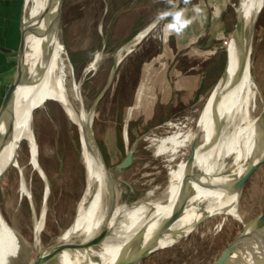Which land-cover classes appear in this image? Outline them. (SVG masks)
<instances>
[{
    "label": "rangeland",
    "instance_id": "obj_1",
    "mask_svg": "<svg viewBox=\"0 0 264 264\" xmlns=\"http://www.w3.org/2000/svg\"><path fill=\"white\" fill-rule=\"evenodd\" d=\"M107 1L64 0L59 36L66 47L73 77L80 83L87 111L108 84L114 57L122 51L117 71L95 109L94 135L118 190V203L131 206L158 198L168 184L169 172L185 157L183 151L174 158L160 153L152 138L169 135L193 120L222 76L228 60L227 45L236 28L238 0H189L196 1L190 6L193 18L198 16L194 12L196 5L204 8L200 25L195 20L194 29L184 36L177 35L169 17H159L137 43H133L136 37H130L132 29L126 18L115 26L110 20L112 13L104 18ZM24 3L25 0H19L14 6L19 24L24 17ZM6 19L3 10L0 20L7 22ZM40 39L44 38L39 36L35 40ZM104 39L109 40L108 50L102 49ZM128 40L130 43L123 45ZM97 55L99 59L92 65ZM250 59L253 76L260 81L264 76V7L252 26ZM68 78L71 90L70 74ZM35 81L33 75L30 87L36 86ZM53 100L32 108L37 155L50 189L45 187L41 170L30 164L29 145L24 136L19 141V159L26 166L34 205L30 198L19 193L18 169L9 166L1 173L5 175L0 182V207L18 233V240L0 220V264H32L38 254L56 245L65 231L69 237L75 225L86 187L82 144L65 108ZM263 109L261 88L257 90L252 116H259ZM231 133L232 129L227 130L224 139ZM132 149L133 164L121 170L119 165ZM44 194L48 199L45 227L37 242L34 230L44 206ZM237 208L239 218L226 214L208 217L188 235L138 264H212L264 212V161L243 184ZM81 240L82 237H76L72 244Z\"/></svg>",
    "mask_w": 264,
    "mask_h": 264
},
{
    "label": "bare ground",
    "instance_id": "obj_2",
    "mask_svg": "<svg viewBox=\"0 0 264 264\" xmlns=\"http://www.w3.org/2000/svg\"><path fill=\"white\" fill-rule=\"evenodd\" d=\"M63 3L64 0H25L20 43L25 46L24 76L14 95V114L5 146L0 152V182L5 175L1 174L4 169L9 166L18 169L19 193L30 198L31 205H34L26 166L19 159V141L24 136L29 145L30 164L33 169L37 166L41 170V173L37 171L45 187L50 189L49 179L37 155L32 108L42 107L48 99L58 100L80 136L86 187L69 237L65 231L56 245L75 243L76 237H82L79 243H88L102 228H107L108 233L98 244L90 247L65 248L45 264H116L127 255L134 256L144 249H150L152 253L171 246L188 235L206 216L226 214L239 218L237 207L241 190L235 187L251 165L264 160V125L258 121V116H252L257 90L264 89V76L256 81L250 59L252 26L264 7V0L240 1L237 10L243 23L242 43L238 47L234 34L230 38L226 68L197 116L169 135L152 138L160 153L174 158L183 151L185 157L169 172L168 184L158 198L142 200L131 206L118 203L117 188L114 202L110 201L107 180L111 174L95 139V111L92 108L87 111L84 107L80 83L73 77L66 47L59 36ZM156 22L148 29L144 28L145 31L133 43L140 41ZM39 36L44 39L36 41ZM116 57L119 61L122 51ZM98 59L99 55L92 65ZM69 74L72 77L71 90ZM33 75L36 86L30 87ZM6 129L4 122L0 126V135ZM231 129L232 133L225 140L226 131ZM47 200L45 196L41 216L34 224L37 242L45 227ZM183 201L186 203L184 209L176 212ZM169 219H172L171 224L164 230ZM0 220L18 240V233L6 220L1 207ZM255 231L250 230L240 242L238 250L242 249L243 253L234 254L224 264L264 262V236L258 239L259 246H253L254 237H260ZM139 240L141 243L135 250L134 244Z\"/></svg>",
    "mask_w": 264,
    "mask_h": 264
},
{
    "label": "crops",
    "instance_id": "obj_3",
    "mask_svg": "<svg viewBox=\"0 0 264 264\" xmlns=\"http://www.w3.org/2000/svg\"><path fill=\"white\" fill-rule=\"evenodd\" d=\"M16 2L19 3V0H0V15L5 10L7 18V22L0 20V110L14 80L19 60L18 54L24 18L20 24L16 22L15 17L17 15L14 9ZM195 3L196 1L190 2L189 0H108L104 18L107 13H112L110 20L113 26L117 25L123 17L126 18L129 27L132 29L130 35L132 38L145 31L144 28L148 29L163 13L170 11L164 18L169 17L176 34L184 36L185 33L196 27L195 20L198 21L199 25L202 22L200 16L204 8H199L196 5L194 12L198 16L194 18L191 16L192 8L190 6L195 5ZM196 10H200V12ZM207 21L205 19V22ZM128 43H130L129 40L123 45ZM110 48L109 40L104 39L102 49L108 50Z\"/></svg>",
    "mask_w": 264,
    "mask_h": 264
},
{
    "label": "water",
    "instance_id": "obj_4",
    "mask_svg": "<svg viewBox=\"0 0 264 264\" xmlns=\"http://www.w3.org/2000/svg\"><path fill=\"white\" fill-rule=\"evenodd\" d=\"M240 1L238 0V6H240ZM170 13V11H167L165 13H163L160 17L164 18L165 16H167ZM236 18H237V22H236V28H235V32H234V37L236 40V43L238 45V47H240L241 43H242V39H243V23L242 20L239 16V11L236 8ZM18 66H17V70L15 73V77L14 80L5 96L4 102L2 104L1 110H0V126L2 123H6L7 125V129L5 131V133L3 135H0V152L1 150L4 148L6 140H7V136H8V131H9V126H10V122L11 119L13 117L14 114V95L16 92L17 87L19 86V84L21 83L23 76H24V66H25V46L24 43H22L20 45L19 48V54H18ZM119 65V61L117 60V57H114V63H113V67H112V71H111V75H110V80L108 82V84L106 85V87L104 88V90L102 91L101 95L98 97V99L96 100L95 104L93 105L92 109L95 111L99 101L101 100V98L104 96V94L106 93V91L108 90L109 86H110V81L113 77V75L115 74V72L117 71ZM258 121L260 123L264 122V109L262 110V112L260 113V115L258 116ZM134 149L130 150L126 156L123 158L121 164L119 165V168L121 170H124L128 167H130L133 162H134ZM264 161V160H263ZM262 161V162H263ZM257 163V164H253L248 168L247 173L245 174V176L243 177V179L238 183V185L235 187L236 190H241L243 184L245 183V181L249 178V176L257 169V167L262 163ZM112 176H110L107 180V184H108V189L110 192V201L114 202L115 199V195H116V185L114 184V181L112 182ZM185 202L183 201L182 205L176 210V212H180L184 209L185 207ZM217 216V215H215ZM208 217H212V216H206L204 218H202L201 220H199L197 222V224L195 226L198 225V223ZM172 219H169L163 229L165 230L166 228H168L171 224ZM195 228V227H194ZM249 228V229H248ZM248 228L246 227L227 247L226 249L222 252V254L212 263V264H224L228 259H230L234 254H238V252H242V249L238 250V246L240 244V242L242 241V239H244L248 233L250 232V230H256L255 232L258 233L257 235L260 237H254L253 239V246L257 247V245L259 244L260 240L262 239L261 237L264 236V212L262 214L259 215V217L251 224L248 226ZM108 233V229L107 228H102L100 230V232L98 233V235L92 239L91 241H89L88 243H78V244H59V245H53L51 247L50 250H48L46 252V250L40 254H38L34 261L32 262V264H45L46 262H49L50 260L54 259L56 257V255L63 249L65 248H87L90 247L92 245L98 244L101 240H103V238L107 235ZM260 239V240H258ZM141 241H137L134 244V249L137 250L139 245H140ZM259 246V245H258ZM133 249V250H134ZM252 250V248H251ZM157 251V250H156ZM154 251V252H156ZM246 251L248 252L249 250L246 249ZM152 252V253H154ZM150 252V249H144L139 251L138 253H136L134 256L132 254L127 255L126 257H124L122 260L118 261L116 264H138L139 262H141L144 258H146L147 256H149L150 254H152ZM261 264H264L261 263Z\"/></svg>",
    "mask_w": 264,
    "mask_h": 264
}]
</instances>
